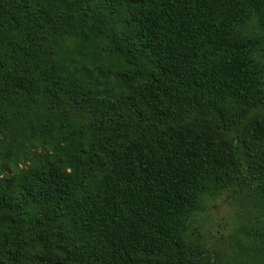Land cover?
<instances>
[{"label":"trees","instance_id":"16d2710c","mask_svg":"<svg viewBox=\"0 0 264 264\" xmlns=\"http://www.w3.org/2000/svg\"><path fill=\"white\" fill-rule=\"evenodd\" d=\"M0 264H264V0H0Z\"/></svg>","mask_w":264,"mask_h":264},{"label":"rangeland","instance_id":"374dc122","mask_svg":"<svg viewBox=\"0 0 264 264\" xmlns=\"http://www.w3.org/2000/svg\"><path fill=\"white\" fill-rule=\"evenodd\" d=\"M216 206L214 218L218 219L217 222L220 227L218 228L219 234L215 238L214 243H224L228 239V235L233 227L235 208L225 198L219 199Z\"/></svg>","mask_w":264,"mask_h":264}]
</instances>
